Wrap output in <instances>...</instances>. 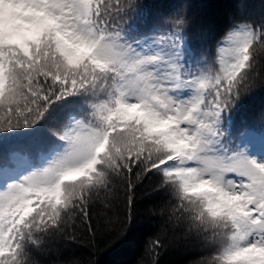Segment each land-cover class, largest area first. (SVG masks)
<instances>
[{"label":"snow or ice","instance_id":"1","mask_svg":"<svg viewBox=\"0 0 264 264\" xmlns=\"http://www.w3.org/2000/svg\"><path fill=\"white\" fill-rule=\"evenodd\" d=\"M213 6L232 11L209 48L183 8L0 0V143L36 150L0 169V264H39L74 218L91 232L90 206L117 181L131 227L150 175L164 194L152 211L202 246L190 264H264V130L232 131L233 109L264 86V16Z\"/></svg>","mask_w":264,"mask_h":264},{"label":"trees","instance_id":"2","mask_svg":"<svg viewBox=\"0 0 264 264\" xmlns=\"http://www.w3.org/2000/svg\"><path fill=\"white\" fill-rule=\"evenodd\" d=\"M142 10L163 17L181 8L193 18L191 35L206 42L211 48L221 38L225 15L230 8L215 7L231 4L234 0H137ZM244 11L255 17L264 16V0H243ZM264 72V64L258 66ZM257 81L259 76L256 77ZM241 119L264 127V86L256 87L236 108ZM257 131V130H256ZM2 144V143H0ZM17 150L9 152L10 157ZM13 160V159H12ZM159 177L149 176L137 182L134 204L131 209L133 224L125 221L127 206L125 187L117 181L112 193L104 194L89 208L92 231L79 218L69 222V235L52 241L41 252L34 253L39 264H190L203 251L199 240L187 234L185 227H173L165 217L152 209L159 207L164 194L155 191ZM158 238L161 246L156 255L149 251V244Z\"/></svg>","mask_w":264,"mask_h":264}]
</instances>
